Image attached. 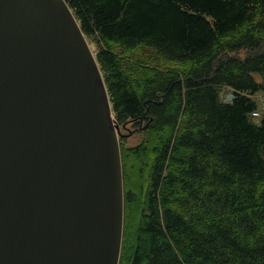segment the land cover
<instances>
[{
  "label": "trees",
  "instance_id": "1",
  "mask_svg": "<svg viewBox=\"0 0 264 264\" xmlns=\"http://www.w3.org/2000/svg\"><path fill=\"white\" fill-rule=\"evenodd\" d=\"M65 1L142 134L120 146L118 264H264V119L245 94L264 91V0Z\"/></svg>",
  "mask_w": 264,
  "mask_h": 264
},
{
  "label": "water",
  "instance_id": "2",
  "mask_svg": "<svg viewBox=\"0 0 264 264\" xmlns=\"http://www.w3.org/2000/svg\"><path fill=\"white\" fill-rule=\"evenodd\" d=\"M119 134L67 2L0 0V264L119 263Z\"/></svg>",
  "mask_w": 264,
  "mask_h": 264
},
{
  "label": "rangeland",
  "instance_id": "3",
  "mask_svg": "<svg viewBox=\"0 0 264 264\" xmlns=\"http://www.w3.org/2000/svg\"><path fill=\"white\" fill-rule=\"evenodd\" d=\"M87 38V37H86ZM88 44L91 47L92 51L95 53L96 55V51H97V41L94 38H87ZM237 53V52H236ZM235 53V54H236ZM246 51L245 50H240L236 55L243 57L245 55ZM254 78L257 81H261L262 78L260 75L255 74ZM264 90V89H263ZM232 90L223 87V90L221 91V96L223 99H225V96H228L229 93H231ZM247 96L253 98L256 103H257V109H259L261 111V109L264 110V91H258L255 93H245ZM114 115V113H113ZM260 114L257 116L259 117ZM258 120H261L260 118ZM142 139V134L139 131L138 128H135L131 122L127 123L125 125V127H122L120 125V134H119V143L120 146L122 145H136L137 143H139Z\"/></svg>",
  "mask_w": 264,
  "mask_h": 264
},
{
  "label": "built area",
  "instance_id": "4",
  "mask_svg": "<svg viewBox=\"0 0 264 264\" xmlns=\"http://www.w3.org/2000/svg\"><path fill=\"white\" fill-rule=\"evenodd\" d=\"M259 114L264 117V110L262 109V112H260L259 110H255L252 112L253 116H258Z\"/></svg>",
  "mask_w": 264,
  "mask_h": 264
},
{
  "label": "bare ground",
  "instance_id": "5",
  "mask_svg": "<svg viewBox=\"0 0 264 264\" xmlns=\"http://www.w3.org/2000/svg\"><path fill=\"white\" fill-rule=\"evenodd\" d=\"M235 55V54H234Z\"/></svg>",
  "mask_w": 264,
  "mask_h": 264
}]
</instances>
